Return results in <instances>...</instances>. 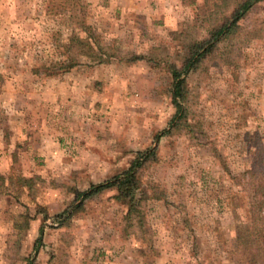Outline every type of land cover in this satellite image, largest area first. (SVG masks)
Returning <instances> with one entry per match:
<instances>
[{"label":"rangeland","instance_id":"rangeland-1","mask_svg":"<svg viewBox=\"0 0 264 264\" xmlns=\"http://www.w3.org/2000/svg\"><path fill=\"white\" fill-rule=\"evenodd\" d=\"M234 2L0 0V264H264V0L186 75L192 132L173 127L163 68ZM148 148L144 234L113 188L58 221Z\"/></svg>","mask_w":264,"mask_h":264},{"label":"trees","instance_id":"trees-1","mask_svg":"<svg viewBox=\"0 0 264 264\" xmlns=\"http://www.w3.org/2000/svg\"><path fill=\"white\" fill-rule=\"evenodd\" d=\"M262 0H235L228 15H224L219 21L208 29L207 34L204 38L193 39L187 43L185 52L182 56L181 64L178 66L175 62H163V68L171 77L170 94L171 101L175 108L172 120H174V126L177 128L186 127L187 131H193V124L189 123V107L187 105L189 97V89L187 86L186 75L189 72L196 70L201 63L209 55L214 53L219 43L224 40H228L234 36L240 29V20L245 17L252 6ZM73 44H79L86 46L89 51L96 49L93 60L97 63H103L108 61L113 53L106 52L102 46L88 40H82L79 36H74L70 39ZM95 51V50H94ZM145 56L142 55H131V56H118V59L125 64H133L137 60H142ZM78 64L74 58H68L63 64L64 71H69ZM50 74V73H49ZM191 125V126H190ZM191 127V128H190ZM170 133V130H164L161 135ZM156 148H148L144 152L137 153V156L130 162L129 166L119 172L99 182L97 184H91L87 189L79 191L74 190L72 192V201L70 203L73 210L68 212L67 209L57 216L60 223L69 221L76 211L82 209L84 202L91 198L98 196L107 189H114V195L112 196L116 203L123 207L122 220L124 221V229L128 231L133 226H138L142 234L145 233L143 227L145 226V216L141 208V203L145 199L146 193L140 186L139 172L143 167L144 163L151 156H155ZM261 211L264 210V201L260 203ZM48 213L43 211V220L48 219ZM43 228H39L38 235L34 242V251H36L38 244L42 239ZM28 264L32 262L28 261Z\"/></svg>","mask_w":264,"mask_h":264}]
</instances>
